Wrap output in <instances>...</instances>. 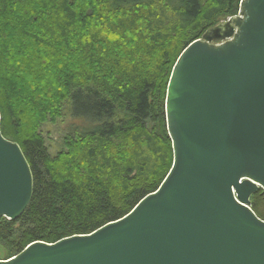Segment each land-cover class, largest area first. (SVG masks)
<instances>
[{"label": "trees", "instance_id": "16d2710c", "mask_svg": "<svg viewBox=\"0 0 264 264\" xmlns=\"http://www.w3.org/2000/svg\"><path fill=\"white\" fill-rule=\"evenodd\" d=\"M242 0H0V114L33 196L0 220L8 259L90 234L155 192L173 165L165 102L183 50ZM69 114L55 157L40 132ZM264 220V190L250 198Z\"/></svg>", "mask_w": 264, "mask_h": 264}, {"label": "water", "instance_id": "95a60500", "mask_svg": "<svg viewBox=\"0 0 264 264\" xmlns=\"http://www.w3.org/2000/svg\"><path fill=\"white\" fill-rule=\"evenodd\" d=\"M217 42V43H216ZM173 165L156 193L89 234L34 241L0 264H264V0L191 42L169 80ZM33 175L0 114V220H17Z\"/></svg>", "mask_w": 264, "mask_h": 264}, {"label": "rangeland", "instance_id": "374dc122", "mask_svg": "<svg viewBox=\"0 0 264 264\" xmlns=\"http://www.w3.org/2000/svg\"><path fill=\"white\" fill-rule=\"evenodd\" d=\"M239 13L240 5L238 6V10L235 15L222 17L220 19V23L236 17ZM69 116L70 115L67 114V111H65L64 116L62 118H59L57 122H46L42 125L40 129V132L44 136L49 153L52 157H55L66 147V138L69 136V132L67 131L68 123L70 122ZM8 254V246L3 242H0V258H5L8 256Z\"/></svg>", "mask_w": 264, "mask_h": 264}]
</instances>
